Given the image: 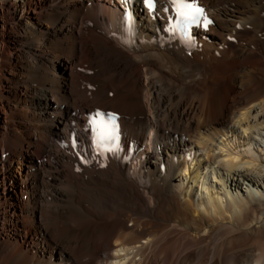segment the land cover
<instances>
[{
	"label": "bare ground",
	"instance_id": "6f19581e",
	"mask_svg": "<svg viewBox=\"0 0 264 264\" xmlns=\"http://www.w3.org/2000/svg\"><path fill=\"white\" fill-rule=\"evenodd\" d=\"M108 1L0 0V264H264V0Z\"/></svg>",
	"mask_w": 264,
	"mask_h": 264
},
{
	"label": "snow or ice",
	"instance_id": "6c2138e0",
	"mask_svg": "<svg viewBox=\"0 0 264 264\" xmlns=\"http://www.w3.org/2000/svg\"><path fill=\"white\" fill-rule=\"evenodd\" d=\"M128 0H125L127 3ZM145 6L152 12L156 8V0H143ZM171 5L175 9L176 19L174 23H171L167 31L176 34L183 33L188 39H191L189 29L192 25H199L203 23L206 28L212 23L205 16L202 8H195L187 0H170ZM167 10V9H165ZM203 17V21L201 20ZM129 34L133 33L134 22L131 14L127 16ZM117 117L115 114H105L103 112H97L92 118V131L94 133L95 144L98 148H106L112 150V145H115L119 140V126L116 123Z\"/></svg>",
	"mask_w": 264,
	"mask_h": 264
},
{
	"label": "rangeland",
	"instance_id": "374dc122",
	"mask_svg": "<svg viewBox=\"0 0 264 264\" xmlns=\"http://www.w3.org/2000/svg\"><path fill=\"white\" fill-rule=\"evenodd\" d=\"M106 1V0H104ZM108 5L110 7H113L119 11H123V8L121 6V3L116 1V0H112V3L108 1ZM1 25H2V22H1ZM3 36V33L1 34ZM148 100V99H147ZM152 117V115H150ZM151 136L149 137V140H148V144L151 143ZM149 146V145H148ZM151 151V148L150 147H145L141 150V154L140 156H138L132 163V166H131V174L134 178H138L137 175L138 173H140L141 169H140V163L142 161H144L148 155V153ZM4 158H6V155H4V153L1 151L0 152V160H3L4 161ZM6 173L5 171L2 172L1 176H0V196H11V193H12V186L8 181H5V179L3 177L6 176ZM4 179V180H3ZM2 229V223H0V230Z\"/></svg>",
	"mask_w": 264,
	"mask_h": 264
}]
</instances>
